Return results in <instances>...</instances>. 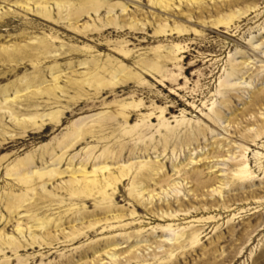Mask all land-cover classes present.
Instances as JSON below:
<instances>
[{
    "label": "rangeland",
    "instance_id": "374dc122",
    "mask_svg": "<svg viewBox=\"0 0 264 264\" xmlns=\"http://www.w3.org/2000/svg\"><path fill=\"white\" fill-rule=\"evenodd\" d=\"M0 264H264V0H0Z\"/></svg>",
    "mask_w": 264,
    "mask_h": 264
},
{
    "label": "bare ground",
    "instance_id": "6f19581e",
    "mask_svg": "<svg viewBox=\"0 0 264 264\" xmlns=\"http://www.w3.org/2000/svg\"><path fill=\"white\" fill-rule=\"evenodd\" d=\"M22 178H24V179H25V178H26V176H23ZM95 182H97V181H95ZM95 182H93L92 184H95ZM90 184H91V183H90Z\"/></svg>",
    "mask_w": 264,
    "mask_h": 264
}]
</instances>
